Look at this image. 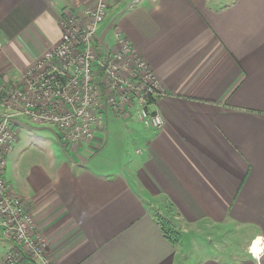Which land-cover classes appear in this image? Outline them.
<instances>
[{"label": "crops", "instance_id": "obj_1", "mask_svg": "<svg viewBox=\"0 0 264 264\" xmlns=\"http://www.w3.org/2000/svg\"><path fill=\"white\" fill-rule=\"evenodd\" d=\"M99 1L107 5L100 55L116 51V36L125 39L155 78L151 110L163 125L145 128L128 105L101 111L94 150L109 118L126 139L124 158L111 166L90 149L66 153L49 127L16 120L5 178L45 257L264 264V0H0V85L21 86L23 73L59 44L61 20L86 21L84 10ZM157 211L172 220L177 245L161 232ZM216 226L235 230L239 245L228 236L220 245ZM201 237L209 247L192 251ZM11 246L0 237V264Z\"/></svg>", "mask_w": 264, "mask_h": 264}, {"label": "built area", "instance_id": "obj_2", "mask_svg": "<svg viewBox=\"0 0 264 264\" xmlns=\"http://www.w3.org/2000/svg\"><path fill=\"white\" fill-rule=\"evenodd\" d=\"M106 12V4L99 1L84 10L86 21L63 18L59 44L23 73L22 85L11 89L0 85V237L12 245L5 252V264H51L31 215L5 178L7 155L18 138L16 120L24 117L49 127L66 145L95 139L104 108H121L134 101L145 128L155 131L163 125L161 115L151 110L150 99L157 93L155 78L125 39L116 36V51L103 57L97 53L96 34ZM77 47L80 51L74 55ZM130 64L134 75L146 83L141 90L128 85L127 76L120 73L131 70Z\"/></svg>", "mask_w": 264, "mask_h": 264}, {"label": "rangeland", "instance_id": "obj_3", "mask_svg": "<svg viewBox=\"0 0 264 264\" xmlns=\"http://www.w3.org/2000/svg\"><path fill=\"white\" fill-rule=\"evenodd\" d=\"M106 16H107V12H106ZM105 19H106V17H105ZM79 51H80V48L77 47L74 50V55L75 54L77 55L79 53ZM97 51H98L97 53L99 54L100 57L105 56L104 55L105 53H103V52L100 55V53H99L101 51L100 49H97ZM117 63L120 64L121 62H117ZM119 64H117V65H119ZM120 73H122L123 76H127V78L125 79V82L128 85H130L131 87H133V88H137V89L141 90L146 85V83H142L140 78H138L136 75H134V73L132 72V65H131V70L128 67L127 69H124V70L121 69ZM13 87H15V84H13V83L8 85L9 89H11ZM128 91L129 92H133V91H130V90H128ZM125 105H128V107H129V109H126V111L128 110L127 111L128 114H133L135 117L138 118L137 110H136V106H135V101L133 103L124 104V106ZM104 109H106V108H104ZM113 109L116 111L117 114H119L120 111H121V110H119L121 108H119L118 106H114ZM120 133L121 132L118 130L117 127H114V125L112 124V122H111V120L109 118V121L106 123V140H105L103 146L98 151L94 150V148H93V146H94L93 143H94L95 139H93L91 141H86V142L81 143V144H74V145H70V144L66 145L64 142L61 141L60 137H58V136H57V140H58L59 144L61 145L62 149L66 153L68 152V150H69V153H71L70 152L71 149H77L78 153H79V151L84 150L85 148L86 149H90V151L91 150L93 152L95 151V161H100L102 164H105V165L117 166L118 163H120L122 158H124V156H125V153L122 154L123 151H121V146L120 145H121L122 142L125 143L126 139H125V136H124V139H122V141H121ZM84 153L87 154V152H84ZM82 157L86 158L85 155L84 156L82 155ZM155 213L160 218H162L164 220L163 222L166 223V226L171 229L172 233H174V235H175V238L179 242L180 239H179L178 233L175 232V227L171 224L172 220L169 221L167 219L168 216L165 215V213H163V212L157 211ZM210 229L212 230V233H214L215 236L218 237V238H215V239L220 245H222L223 242H226V240H224V239L227 238V236L229 238H231L230 246L232 245V246L236 247V246L239 245V240H238V235H237L238 233L236 234L235 230H233L232 228L227 227V226H216V227H212ZM207 244H208L207 241L205 239H203V237H201V239H199V241H197L196 244L191 249L193 251L196 248V249H198V251L200 253H205L204 249H207L209 247V246H207ZM190 247H191L190 246V241H188V244H187L186 248H190ZM213 250H216V249H213Z\"/></svg>", "mask_w": 264, "mask_h": 264}, {"label": "trees", "instance_id": "obj_4", "mask_svg": "<svg viewBox=\"0 0 264 264\" xmlns=\"http://www.w3.org/2000/svg\"><path fill=\"white\" fill-rule=\"evenodd\" d=\"M154 218L157 221V223L159 224V226L161 228V232L166 237V239L171 244L177 245L178 244V241L175 238L174 233H172L171 229L166 226V223L163 222L164 220L162 218H160L156 213H154Z\"/></svg>", "mask_w": 264, "mask_h": 264}, {"label": "bare ground", "instance_id": "obj_5", "mask_svg": "<svg viewBox=\"0 0 264 264\" xmlns=\"http://www.w3.org/2000/svg\"><path fill=\"white\" fill-rule=\"evenodd\" d=\"M254 245H256V244H254ZM258 245V244H257ZM253 249V248H252Z\"/></svg>", "mask_w": 264, "mask_h": 264}]
</instances>
